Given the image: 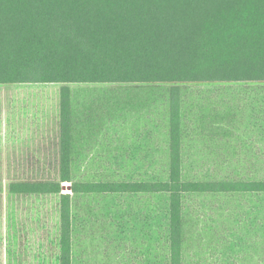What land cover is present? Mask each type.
Here are the masks:
<instances>
[{"label": "rangeland", "instance_id": "374dc122", "mask_svg": "<svg viewBox=\"0 0 264 264\" xmlns=\"http://www.w3.org/2000/svg\"><path fill=\"white\" fill-rule=\"evenodd\" d=\"M69 87L75 179L165 178L160 86ZM181 88L186 177L264 179V84ZM58 89L0 86V264L53 263L42 259L40 198L8 195L7 182L54 174ZM72 199V264H167L165 195ZM184 233V264H264V192L187 194Z\"/></svg>", "mask_w": 264, "mask_h": 264}, {"label": "trees", "instance_id": "16d2710c", "mask_svg": "<svg viewBox=\"0 0 264 264\" xmlns=\"http://www.w3.org/2000/svg\"><path fill=\"white\" fill-rule=\"evenodd\" d=\"M126 84L160 86L165 178L75 179L69 86ZM262 84L264 0H0V86H59L54 174L7 182L40 198L42 259L72 264L74 194L140 193L167 197V264H184L185 196L264 192V179L186 177L181 86Z\"/></svg>", "mask_w": 264, "mask_h": 264}, {"label": "water", "instance_id": "95a60500", "mask_svg": "<svg viewBox=\"0 0 264 264\" xmlns=\"http://www.w3.org/2000/svg\"><path fill=\"white\" fill-rule=\"evenodd\" d=\"M63 187H67V189L70 191V184H68L67 186H63Z\"/></svg>", "mask_w": 264, "mask_h": 264}]
</instances>
